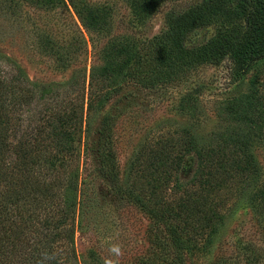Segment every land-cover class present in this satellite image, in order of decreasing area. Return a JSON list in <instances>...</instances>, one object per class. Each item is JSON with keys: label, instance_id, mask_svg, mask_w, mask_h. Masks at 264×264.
<instances>
[{"label": "rangeland", "instance_id": "obj_1", "mask_svg": "<svg viewBox=\"0 0 264 264\" xmlns=\"http://www.w3.org/2000/svg\"><path fill=\"white\" fill-rule=\"evenodd\" d=\"M135 2L0 0V69L15 63L29 81L51 84L56 95L50 98H57L59 106L69 99L77 106L79 90L87 91L91 68L115 72L112 60L119 49L127 53L132 67L152 63L158 55L152 42L167 30L164 15L208 0H158L141 19L130 11ZM240 5L248 6L249 0L225 4ZM243 30V18L218 19L195 29L185 41L194 51H203L210 41L219 43L207 53L206 61L182 71L168 59L157 70L149 64L151 71L145 77L162 75L163 81L150 86L121 82V89L97 106L86 137L81 124L80 140L74 143L81 185L80 225L74 233L79 259L92 255L98 264L171 260L169 234L149 213L157 209L151 188L163 179L157 176L161 166L154 173L148 159L162 150L169 160L181 152L182 160L154 197L187 205L182 212L175 204L170 209L161 205L165 219L183 225V215L189 214L197 221L204 196L207 214L213 217L210 228L202 232L196 226L190 232L194 243L189 241L187 251L180 250L183 264H264V55L253 52L256 59L246 65L220 48L225 38ZM84 103L85 96L83 113ZM102 117L109 118L114 136L115 183L102 175L98 165ZM22 119L24 123L30 119L26 108ZM183 146L195 151L184 153ZM201 153L206 157L200 159ZM242 153L252 173L219 183L217 170L229 155L241 161ZM160 245L166 246L167 256ZM114 246L120 255L112 252Z\"/></svg>", "mask_w": 264, "mask_h": 264}, {"label": "trees", "instance_id": "obj_2", "mask_svg": "<svg viewBox=\"0 0 264 264\" xmlns=\"http://www.w3.org/2000/svg\"><path fill=\"white\" fill-rule=\"evenodd\" d=\"M157 1L137 0L130 11L136 19H141L157 5ZM227 2L229 0H208L203 5L196 4L184 11L167 12L164 15L167 30L152 42L158 54L149 63L153 66L152 71L162 68L167 59L172 60L179 71L182 68L194 69L206 61L210 57L207 53L213 52L212 49L219 43L210 41L206 49L198 52L186 46L185 41L195 29L218 19H244V30L224 39L225 42L220 46L223 53L231 54L246 65L256 59L253 52L259 51L264 55V0H249L248 6L231 8L225 6ZM113 57L115 72L109 73L102 66L90 69L87 91L84 94L83 88L79 90L81 103L77 106L72 104V99L60 101L59 106L55 101L57 98H50L56 95L51 84L29 81L15 63L0 69V264H98L92 255L88 260L79 259L74 246V233L80 225L78 211L81 201V185L78 183L76 167L78 152L74 143L80 140L81 124L84 125L86 137L97 113V106L111 93L120 90L121 86L118 85L121 82L130 80L150 86L164 80L162 75L157 78L145 77L151 71V66L132 67L123 49H119ZM84 96L86 106L83 113ZM42 105L46 106L40 112ZM24 108L30 112V119L25 123L22 119ZM109 122V118L102 117L97 136L98 165L102 175L115 183L117 167L114 136ZM182 149L184 153L195 151L190 146H183ZM219 153L221 157L226 155L221 151ZM242 154L241 161L229 155V161L220 167L219 172L217 170L216 180L219 183L235 175L252 173L251 163ZM203 155L206 157V154L201 153L200 159ZM169 159L170 156L162 150L148 159V165L154 173L161 166V175L159 171L157 176L163 179L161 184L158 182L151 188L154 191L150 195L157 209L149 213L163 223L173 247L171 260L157 264H183L181 251H187L186 247L190 245L187 242L190 241L191 245L194 243L190 232L196 226L202 232L205 227L210 228L213 217L207 214L209 209L204 206V196L197 221L192 220L189 214L183 215V225L165 219L159 210L161 205L170 209L175 204L181 212L187 209V205L181 202L169 203L165 198L154 197V194L160 195L161 189L167 185L171 170L177 168L182 160V153ZM167 163L171 167L167 165V171H162V166ZM213 176L211 174L209 178ZM196 222L197 225H194ZM159 248L163 256H167L169 251L166 246L160 245Z\"/></svg>", "mask_w": 264, "mask_h": 264}, {"label": "clouds", "instance_id": "obj_3", "mask_svg": "<svg viewBox=\"0 0 264 264\" xmlns=\"http://www.w3.org/2000/svg\"><path fill=\"white\" fill-rule=\"evenodd\" d=\"M112 252L115 253L117 256L120 255V249L118 247H113ZM109 264H112V262H109Z\"/></svg>", "mask_w": 264, "mask_h": 264}]
</instances>
